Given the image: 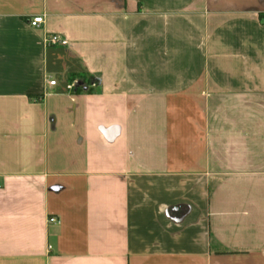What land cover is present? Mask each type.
<instances>
[{
  "label": "crops",
  "instance_id": "1",
  "mask_svg": "<svg viewBox=\"0 0 264 264\" xmlns=\"http://www.w3.org/2000/svg\"><path fill=\"white\" fill-rule=\"evenodd\" d=\"M0 264H264V0H0Z\"/></svg>",
  "mask_w": 264,
  "mask_h": 264
},
{
  "label": "built area",
  "instance_id": "2",
  "mask_svg": "<svg viewBox=\"0 0 264 264\" xmlns=\"http://www.w3.org/2000/svg\"><path fill=\"white\" fill-rule=\"evenodd\" d=\"M43 20H44V18L42 16H35V17H32L31 19H29L28 25L31 28L37 29L43 24ZM44 42H45V45L47 47H56V46L65 47V46H67V41L64 38H62L59 35L54 34V33L47 34L44 38ZM75 84L76 83L74 82V83L67 85V87H66L67 90L71 91L75 87ZM48 85L50 87H54V86H56V81L50 80L48 82ZM48 221L51 224L58 223V220L56 218H50Z\"/></svg>",
  "mask_w": 264,
  "mask_h": 264
},
{
  "label": "rangeland",
  "instance_id": "3",
  "mask_svg": "<svg viewBox=\"0 0 264 264\" xmlns=\"http://www.w3.org/2000/svg\"><path fill=\"white\" fill-rule=\"evenodd\" d=\"M49 222V221H48Z\"/></svg>",
  "mask_w": 264,
  "mask_h": 264
}]
</instances>
